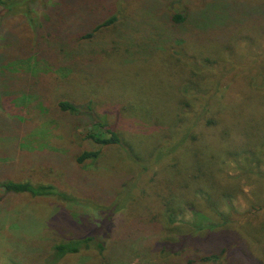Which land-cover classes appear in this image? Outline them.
<instances>
[{
    "label": "rangeland",
    "instance_id": "1",
    "mask_svg": "<svg viewBox=\"0 0 264 264\" xmlns=\"http://www.w3.org/2000/svg\"><path fill=\"white\" fill-rule=\"evenodd\" d=\"M27 3L0 7V264H264V0ZM244 82L249 94L235 91ZM99 121L119 145L87 138ZM85 151L100 155L79 164ZM179 164L192 167L186 186ZM7 181L78 203L7 193ZM174 198L190 207L168 225ZM103 207L114 214L98 230ZM94 232L102 254L52 259Z\"/></svg>",
    "mask_w": 264,
    "mask_h": 264
},
{
    "label": "trees",
    "instance_id": "2",
    "mask_svg": "<svg viewBox=\"0 0 264 264\" xmlns=\"http://www.w3.org/2000/svg\"><path fill=\"white\" fill-rule=\"evenodd\" d=\"M27 1H29V0H24L23 2H22V0H19V1H17V0H0V7L7 10V13H9L11 15H19L20 13H22L21 8H23V7L28 10L27 12H29V6H28ZM258 13L261 14L260 11ZM0 18H2V16H0ZM186 19H187V16H184L183 14H176L173 17L174 23L180 24V25L186 23L187 22ZM117 21H118V18L114 15L113 17H111L106 22L96 26L91 32H89V33L87 32V33L82 34L81 39H83V40L84 39H90L97 32L101 31L102 29L109 28V26L114 25ZM191 66H193V63H191ZM220 67L223 68L224 70H227V66L223 62H221ZM224 67H226V68H224ZM232 69L233 68H230V70H232ZM236 81H238V80H236ZM247 86L248 85L245 83V85L242 87L244 92L242 90H235V91L238 93L241 91V93L249 94L248 93L249 90H248ZM258 86H261V85L259 84ZM237 89H239V88H237ZM253 93L254 92H250V94H253ZM254 96H256V95H254ZM231 103H237V102H231ZM246 103L253 106L257 103V100H256V98H253V103L252 102H246ZM58 106L62 112H65V113H68V114H71L74 116L81 114L82 108H80V106H78V105H76L70 101H62L59 103ZM224 116L234 117L233 115H230V114H226ZM254 116L256 117L255 121H261L264 118V117L259 118L257 116V114H254ZM242 126H243V128L240 129L239 125H233V127L235 128L234 133L237 137H239V136L245 137L246 136V133L243 132L245 126L244 125H242ZM93 129H95V131L90 132L88 134L87 138L92 139L96 144H98L100 146H107V145H119L121 143L119 134H117L115 131H113L103 121H99L96 125H94ZM106 135H109V137L108 138L105 137ZM228 139L221 141V143L227 144ZM213 143H214V140H213ZM234 143L238 144L239 142L237 141ZM99 155H100L99 151H90V152L85 151L80 156L77 157V162L79 164H83L87 160L94 161V160H97ZM177 168L178 169L176 170V172H174V181H175L177 187L186 186L187 183L189 182V180L193 178L192 173H191V169H190L192 167H190V166L185 167V165L179 164L177 166ZM1 187L7 193L29 194L34 198H38V197H40V198H54L58 201L65 202V203H67V202L68 203H78V201L75 200L74 197L66 194L63 191H60L59 189H57L52 184H47V185L37 184V185H35V184L30 183V182L7 181V182L3 183L1 185ZM189 207H190V205H188V203L186 201L182 200L181 198H177L176 200L174 198V212L171 211V209L168 211V213L166 215V219L168 221H166V223L168 225H169V223H173L174 220H173L172 215L174 214V218H175L178 216L179 212L182 209H188ZM101 210L105 211L107 215L105 216V218L102 222V226H100L98 230H101V227L106 228L108 226L110 216H112L114 214V210L113 211H112V209L109 210V208L103 207V208H101ZM176 230H178V228L174 226V229H172V231L175 232ZM97 238L98 237H97L96 233L94 232L90 235H86V236L81 237L77 240H70V241L62 242L60 244H56L52 247V254H53L52 259H54V261L58 262L62 258L66 257L68 255H75L77 253H80L81 251L92 250V249H95L98 251L99 254H102L105 251V246H104L103 242H101ZM209 260H211V258H209L208 261Z\"/></svg>",
    "mask_w": 264,
    "mask_h": 264
}]
</instances>
